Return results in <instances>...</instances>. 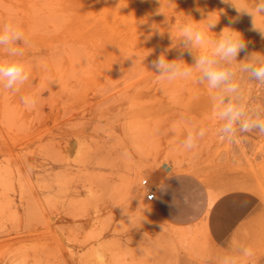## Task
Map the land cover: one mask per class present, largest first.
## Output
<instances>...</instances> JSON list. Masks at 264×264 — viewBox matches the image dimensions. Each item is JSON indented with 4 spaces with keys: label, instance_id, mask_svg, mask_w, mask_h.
Returning a JSON list of instances; mask_svg holds the SVG:
<instances>
[{
    "label": "rangeland",
    "instance_id": "1",
    "mask_svg": "<svg viewBox=\"0 0 264 264\" xmlns=\"http://www.w3.org/2000/svg\"><path fill=\"white\" fill-rule=\"evenodd\" d=\"M261 5L0 0V30L23 33L0 63L28 75L0 80V264H96V251L105 264H264V132L243 127L264 124ZM229 35L246 45L235 59L216 51ZM201 56L228 79L213 86ZM173 175L194 181L182 225L147 200Z\"/></svg>",
    "mask_w": 264,
    "mask_h": 264
},
{
    "label": "clouds",
    "instance_id": "2",
    "mask_svg": "<svg viewBox=\"0 0 264 264\" xmlns=\"http://www.w3.org/2000/svg\"><path fill=\"white\" fill-rule=\"evenodd\" d=\"M260 11L264 12V5L260 6ZM215 26L214 24L212 25ZM20 26L17 23L9 22L5 23L2 30H0V44H6L11 41L20 40L22 38L23 33L20 30ZM262 35H264V31L261 32ZM196 41L198 43L202 42V36L197 33L196 35ZM246 48V45L244 41L238 36V35H229L225 37L223 40L220 41L218 44V47L216 49L218 54H221L225 58H232L235 59V57L238 55V53ZM214 61L208 59L206 56H201L199 60L197 61V65H207V67L204 69V74L208 78V80L211 82L213 86L218 85L219 83L226 81L229 77V73L225 70L216 69L213 68ZM169 65L166 64L165 60L161 58L157 64L158 68H166ZM253 77L257 80H264V67H253L251 69ZM188 71L185 70V72L182 74L184 76H188ZM28 79V75L26 74V70L23 64L18 62H12L7 64L0 63V80H6V86L11 88L16 83H23L25 80ZM234 90V88H233ZM31 102L35 104V99L30 98ZM27 102V100H26ZM225 116L229 117L230 122L232 120L238 119L240 116V111L238 109H235L233 107H229L226 112L224 113ZM245 130H247L249 127H256L261 130V132H264V124H244L243 126ZM230 130L229 128L225 129ZM188 147H192V144L189 142ZM160 191H166V185L161 184L159 186ZM154 198L153 196H149V199ZM248 254L251 256L253 255V252L251 249L248 250ZM94 259L96 264H105V258L102 255L101 252L96 251L94 253Z\"/></svg>",
    "mask_w": 264,
    "mask_h": 264
},
{
    "label": "crops",
    "instance_id": "3",
    "mask_svg": "<svg viewBox=\"0 0 264 264\" xmlns=\"http://www.w3.org/2000/svg\"><path fill=\"white\" fill-rule=\"evenodd\" d=\"M161 184L166 185V191H160L159 186ZM155 189L157 192V208L163 218L169 223L184 224L189 218L193 201V179L188 176L173 175L164 178L155 186ZM216 234L220 237V247H225L223 230L217 229ZM13 256L17 255L14 253L9 254L1 264H11L10 258Z\"/></svg>",
    "mask_w": 264,
    "mask_h": 264
},
{
    "label": "built area",
    "instance_id": "4",
    "mask_svg": "<svg viewBox=\"0 0 264 264\" xmlns=\"http://www.w3.org/2000/svg\"><path fill=\"white\" fill-rule=\"evenodd\" d=\"M143 186L145 187H149V182L147 180L143 181ZM154 194V198L152 199H149V196H153ZM147 200L149 202H153L156 200V192H155V188H151L150 191L148 192V195H147Z\"/></svg>",
    "mask_w": 264,
    "mask_h": 264
}]
</instances>
